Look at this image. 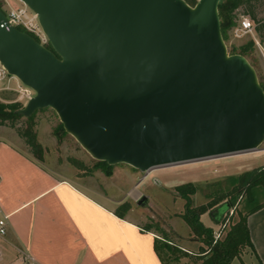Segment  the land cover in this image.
<instances>
[{
    "label": "water",
    "instance_id": "95a60500",
    "mask_svg": "<svg viewBox=\"0 0 264 264\" xmlns=\"http://www.w3.org/2000/svg\"><path fill=\"white\" fill-rule=\"evenodd\" d=\"M23 1L48 45L0 7V63L34 91L19 115L51 108L93 158L141 171L264 143V87L228 51L224 0Z\"/></svg>",
    "mask_w": 264,
    "mask_h": 264
},
{
    "label": "crops",
    "instance_id": "0c3cea01",
    "mask_svg": "<svg viewBox=\"0 0 264 264\" xmlns=\"http://www.w3.org/2000/svg\"><path fill=\"white\" fill-rule=\"evenodd\" d=\"M15 138L0 136V219L5 229L0 264H19L25 256L32 264H163L155 250L159 232L145 230V224L127 215L119 217L112 194L58 176L20 150ZM130 198L128 192L120 204ZM261 203L248 215L254 248H245L231 264H247V255L256 260L249 264H264ZM174 232L181 239L189 234Z\"/></svg>",
    "mask_w": 264,
    "mask_h": 264
},
{
    "label": "rangeland",
    "instance_id": "374dc122",
    "mask_svg": "<svg viewBox=\"0 0 264 264\" xmlns=\"http://www.w3.org/2000/svg\"><path fill=\"white\" fill-rule=\"evenodd\" d=\"M0 4H2L1 1ZM255 12L257 19H264V0L256 3ZM241 15L242 13H238L236 20ZM251 39L254 41L260 39L256 30L253 34L237 38L230 29L226 39L229 53H239L242 45L247 44ZM262 45L264 46V42ZM246 57L256 68L260 82L264 84V58L256 42L255 48ZM16 82V79H12L7 87L14 88ZM15 97L16 93L11 89L0 91V103H13ZM60 125L56 112L51 108H44L37 110L30 119L22 116L16 121L15 127H10L9 124L0 126V136L12 140L18 137L20 140L15 141V144L20 150L57 173L58 176L74 179L82 184H90L101 192L104 190L112 194L119 202L117 209L124 210L129 204L130 208L126 212L129 218L142 224H161L173 232V239L188 252L200 251L203 244H200L198 235L185 218L187 200L179 194L178 186L190 182L197 186L196 193L191 195V207L197 211L202 206L208 207L204 213L200 214V220L203 225L213 227L218 234H221L219 239H223L241 216L247 213L250 205L264 202V184L252 188V192H256L253 199L251 190L235 189L238 181H234L246 171L255 169L259 172L263 171L264 143L258 150L161 165L148 171H141L131 165L120 163L112 165L113 174L112 177H108L101 168L95 166L98 160L93 158L75 137L66 130L63 131ZM30 126L42 146L41 160L30 153L24 139L16 131V127ZM128 192L131 193L132 198L120 204ZM141 195L148 196L147 206L137 204V199ZM174 230L184 236L189 234L183 240ZM10 258L12 257L9 255L6 257L7 260H11ZM244 260L247 264L251 260L256 261L251 255L245 256ZM189 263V258L183 257L180 263L172 264ZM234 264L243 263L235 260Z\"/></svg>",
    "mask_w": 264,
    "mask_h": 264
},
{
    "label": "trees",
    "instance_id": "16d2710c",
    "mask_svg": "<svg viewBox=\"0 0 264 264\" xmlns=\"http://www.w3.org/2000/svg\"><path fill=\"white\" fill-rule=\"evenodd\" d=\"M191 5H195L197 0H186ZM260 0H224V3L219 6L222 32L225 40L228 38V32L236 24L238 13L249 14L256 22V31L260 36L261 42H264V19L256 17V3ZM255 48V41L251 39L247 44L242 45L240 54L247 56ZM264 87V84L261 83ZM21 108L19 103H0V126L9 124L10 127H15V123L22 115L17 113ZM35 113V112H34ZM33 113V114H34ZM33 114L28 119L32 118ZM60 128L63 129L62 124ZM17 134L24 139V142L29 147L30 153L38 159H42V146L36 139V134L30 127H16ZM96 167H99L103 172L110 176L113 174V166L106 161H97ZM237 185L235 189L241 191L242 188L251 190L264 184V169L259 172L258 169L244 172L234 180ZM179 194L187 200V213L185 218L192 230L198 235L199 240L203 243L200 251L188 252L182 249L173 239V232L167 230L159 223H148L144 225V229L151 231L154 229L159 232L160 238L155 239V250L163 264H172L173 262H181L183 257H188L189 264H231L232 260L239 256L247 247L254 248L251 239V234L248 226V215L262 207L263 203H258L251 206L245 215L235 223L227 232L223 239L216 240L215 232L212 227H207L202 224L200 214L204 213L208 207L202 206L197 211L191 207V195L197 191V186L194 183H186L178 186ZM245 191V190H244ZM252 198L255 199L256 192H252ZM234 203V201L232 200ZM231 203V204H233ZM125 205V204H122ZM125 206L124 210L117 209L116 214L121 217H126V212L130 205Z\"/></svg>",
    "mask_w": 264,
    "mask_h": 264
},
{
    "label": "built area",
    "instance_id": "2783aa9c",
    "mask_svg": "<svg viewBox=\"0 0 264 264\" xmlns=\"http://www.w3.org/2000/svg\"><path fill=\"white\" fill-rule=\"evenodd\" d=\"M1 9L3 10L6 22L9 25L17 27L18 29L25 31L32 37H34L42 45H48V39L43 32L39 22L37 14L23 1V0H0ZM14 1H16L14 3ZM234 35L237 38H243L249 34H253L256 30V22L249 14L242 13V15L236 20V24L232 27ZM257 46L264 58V46L260 39H255ZM12 79H16V85L13 88H8L7 85ZM13 90L16 93L13 103H19L21 106L34 95V91L22 84L16 77L9 75L2 64L0 63V91ZM5 233L4 219H0V234ZM221 234L215 233V238L218 240ZM19 264H32V259L29 256H25Z\"/></svg>",
    "mask_w": 264,
    "mask_h": 264
}]
</instances>
